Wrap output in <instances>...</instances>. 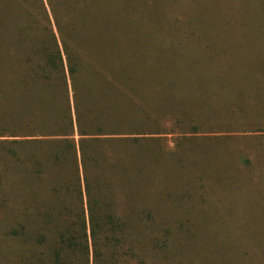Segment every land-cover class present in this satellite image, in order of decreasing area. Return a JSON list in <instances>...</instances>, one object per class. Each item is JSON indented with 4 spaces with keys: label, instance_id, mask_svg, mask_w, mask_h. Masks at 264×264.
Instances as JSON below:
<instances>
[{
    "label": "trees",
    "instance_id": "1",
    "mask_svg": "<svg viewBox=\"0 0 264 264\" xmlns=\"http://www.w3.org/2000/svg\"><path fill=\"white\" fill-rule=\"evenodd\" d=\"M139 7L134 0H0V139H25L0 141L1 197L6 188L10 191L5 199L9 203L0 208V264H159L169 251L181 257L178 264L198 261L192 251L197 240L190 231L193 225L175 224L178 230L173 232L168 218L175 210L171 206L188 194L175 199L179 191L166 190L170 202L165 207L148 201L139 189L153 183L147 174L153 171V150L139 137L109 138L136 134L140 126L128 125L134 115L98 109L87 120L82 116L91 111L87 89L99 82L96 77L110 78L102 80L107 89L116 83L109 67L123 63L115 57L118 46V52L128 49L132 65L136 61L137 75L126 73L134 76L129 87L145 105L137 77L146 76L148 62L135 54L134 45H119L117 35L124 24L137 30ZM90 21L88 48L79 34ZM236 70L228 67L230 73ZM177 92L182 95L177 108H185L164 118L174 119L185 139L176 154L168 155L173 164L164 180L184 171L189 145L194 146L186 136L197 129L193 121H200L189 114V107L204 103ZM229 94L228 89L222 94L228 107L222 108L223 120L232 119L236 109L223 101ZM146 107L152 110L151 103ZM106 146L110 148H102ZM98 148L115 151L102 157L95 154ZM245 164L252 170L243 160ZM184 175L175 178L190 186L192 179Z\"/></svg>",
    "mask_w": 264,
    "mask_h": 264
},
{
    "label": "rangeland",
    "instance_id": "2",
    "mask_svg": "<svg viewBox=\"0 0 264 264\" xmlns=\"http://www.w3.org/2000/svg\"><path fill=\"white\" fill-rule=\"evenodd\" d=\"M134 1L140 5L137 30L132 24H124L117 35L121 38L119 45L124 49L134 45L135 54L148 62L146 76L137 77L145 105L129 87L134 76L126 73L132 70L137 75L136 61L132 65L127 60L128 49L118 52V46L115 57L123 63L109 67L116 83L107 89L102 80L110 78L96 77L99 82L87 89L91 91V111L88 109L82 116L87 120L98 109L108 115L122 111L119 113H126V117L135 116L128 125L140 126L136 134L109 138L119 141L139 137L153 150V171L147 170L153 183L138 187L148 201L165 207L170 202L165 199L166 190L179 191L175 199L180 193L188 194L184 201L171 206L175 210L168 218L173 232L178 230L175 224L193 225L190 231L197 240L192 251L198 260L194 264H264V0ZM79 36L84 38L83 44L91 45V21ZM104 58L109 60L110 54L105 53ZM229 66L237 69L235 74L228 71ZM226 89L230 96L223 101L236 106L230 120L222 119V108L228 109L222 102ZM177 90L185 92L187 98L193 94L204 103L189 107V114L200 121H193L191 125L197 129L186 136L194 146L189 145L190 159L185 160L184 171L167 174L174 178L164 180L162 175L173 164L168 155L176 154L179 142L185 139L174 119L164 118L185 108H177L182 99ZM149 103L152 110L146 107ZM33 139L37 138H28ZM124 146L120 143V147ZM102 148L95 152L97 156L109 157V152L115 151ZM161 150L158 156L156 152ZM181 155L177 152V156ZM243 160L251 164L252 170L242 165ZM183 173L184 178L192 179L190 186L175 178ZM0 184L1 208L8 202L5 199L10 191L6 188L7 194L1 197L4 183ZM3 220L0 214V225ZM8 220H12L11 215ZM167 253L159 264L181 261L174 251Z\"/></svg>",
    "mask_w": 264,
    "mask_h": 264
}]
</instances>
